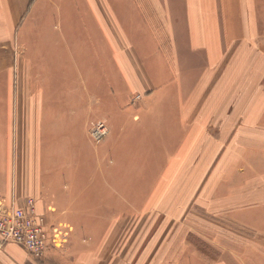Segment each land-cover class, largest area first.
Returning <instances> with one entry per match:
<instances>
[{
  "label": "crops",
  "instance_id": "obj_1",
  "mask_svg": "<svg viewBox=\"0 0 264 264\" xmlns=\"http://www.w3.org/2000/svg\"><path fill=\"white\" fill-rule=\"evenodd\" d=\"M10 52L41 91L17 109L14 183L0 128V200L66 234L41 262L0 238V264H264V0H0ZM112 79L143 107L111 92L106 112Z\"/></svg>",
  "mask_w": 264,
  "mask_h": 264
},
{
  "label": "rangeland",
  "instance_id": "obj_2",
  "mask_svg": "<svg viewBox=\"0 0 264 264\" xmlns=\"http://www.w3.org/2000/svg\"><path fill=\"white\" fill-rule=\"evenodd\" d=\"M24 59L23 53H17V52H10L8 55L7 53H0V59L1 63H6L8 65V69H0V121L1 126L4 131L8 128V135H9V153H10V180H13L11 182L14 183L15 178V160L18 155V144H17V109L20 107L22 108H33L34 105V96L37 92L41 91V85L37 83L36 89L34 88L36 82H34V79H19V72L20 70L17 67V61L19 59ZM45 64H47L48 67H50L49 62L50 59L47 57L44 58ZM27 74V73H26ZM74 81L76 83L75 87L81 88V84L78 83V80L80 79L78 73H74V76H72ZM60 79H45L46 84H51L54 87L59 86ZM120 79H112L111 83H107L105 85V91L107 94V103H106V112L111 107H115L114 101L112 100L113 96L111 95V92L115 93H123L124 95L128 96L127 99L123 100L124 104L123 106H132L136 108L143 107V98L146 94L145 87H141L140 84L133 85L131 87L130 84L125 83L122 79L121 82H119ZM49 91H55L54 88H48ZM61 90V88H59ZM3 95V96H1ZM121 100L117 101L116 106L122 107ZM8 109V111L6 110ZM107 115L105 114H93L90 117V125L89 129L91 130V125L93 123H96L98 121L107 120ZM3 121V122H2ZM108 131L110 132L109 128V122L107 123ZM91 134V131H89V135ZM4 135H7V133ZM108 135L105 137L107 139ZM91 141L96 145L99 143H96L94 139H92L90 135ZM105 139H103L101 142H103ZM100 142V143H101ZM49 151L48 149H46ZM30 154V153H29ZM31 154L35 155L34 150H32ZM28 155V154H27ZM155 219H157L155 217ZM140 231V229H138ZM143 234L145 229L142 230ZM122 264H130V261H122Z\"/></svg>",
  "mask_w": 264,
  "mask_h": 264
},
{
  "label": "built area",
  "instance_id": "obj_3",
  "mask_svg": "<svg viewBox=\"0 0 264 264\" xmlns=\"http://www.w3.org/2000/svg\"><path fill=\"white\" fill-rule=\"evenodd\" d=\"M90 131L96 143L109 133L105 121L93 123ZM65 234L49 223L45 216L38 214L34 199H24L21 205L16 201L0 200V238L4 244L23 249L35 261H44L49 251L56 247V240H64Z\"/></svg>",
  "mask_w": 264,
  "mask_h": 264
}]
</instances>
